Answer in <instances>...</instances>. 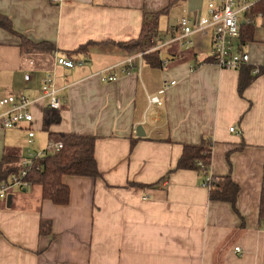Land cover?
<instances>
[{
    "label": "crops",
    "instance_id": "0c3cea01",
    "mask_svg": "<svg viewBox=\"0 0 264 264\" xmlns=\"http://www.w3.org/2000/svg\"><path fill=\"white\" fill-rule=\"evenodd\" d=\"M205 1L0 0V16L13 30L0 26V98L27 96L34 118L0 127V162L11 154L21 160L40 154L48 132L81 134L96 138L100 174L63 177L65 206L42 199L39 186L12 188L0 200V264H264V72L240 97L239 71L210 62L208 39L195 35L187 50L162 45L179 18L205 16ZM156 14L152 51L171 59L154 67L144 58L152 51L116 44L138 39L144 18ZM170 14L177 16L175 25L159 27ZM248 18L242 17L240 30L251 26L252 40L241 45L239 39L238 47L251 67L263 68L264 15ZM22 40L49 44L54 53L27 56ZM86 44L87 54L73 57L82 66H55L57 56ZM128 59L135 66L123 72ZM47 70H53L61 120L45 132L41 84ZM111 73L116 80H101ZM163 82L174 84L164 88ZM152 97L160 104H151ZM202 138L212 141L209 175H230L239 188L235 210L209 200L198 172L175 170L183 146ZM42 221L51 223L49 235H40Z\"/></svg>",
    "mask_w": 264,
    "mask_h": 264
},
{
    "label": "trees",
    "instance_id": "16d2710c",
    "mask_svg": "<svg viewBox=\"0 0 264 264\" xmlns=\"http://www.w3.org/2000/svg\"><path fill=\"white\" fill-rule=\"evenodd\" d=\"M177 1L178 0H169V4L172 5ZM255 14L264 15V0H260L254 5L248 17L251 18L252 15ZM158 16L159 14H156L152 17L144 18L142 30L138 39L116 45L129 52L134 50L144 52L147 51V48H152L154 44L150 43V36H154L156 33ZM0 26L13 32L10 23L1 16ZM250 28L251 26L249 25H242L239 38L241 45L252 40ZM89 45L90 44L81 46L75 51L67 53L65 56L72 60L74 59L73 57L78 56V54L85 56ZM21 46L22 52L27 56L38 54V52L54 53L52 46L49 44L35 45L22 40ZM144 58L154 67L162 61L159 50L149 52ZM210 62L213 63L211 58ZM238 71L237 92L241 97L243 91L251 85L259 75L263 74L264 68H261L258 74L252 73L253 67L250 65L243 66ZM60 120L59 110H53L46 106L43 111L42 130L48 132V129L53 125L59 124ZM48 136L50 142H60L62 144V149L58 152L46 151L43 155L32 158L30 166L25 168L27 171L25 179L31 186L36 185L40 187L42 199L48 200L54 205L65 206L69 202V188L62 183L63 177L98 178L100 175L94 159V142L96 138L89 135L53 134L50 132H48ZM132 144L134 143L132 142ZM211 152L212 141L205 138H202L198 145H184L175 170H194L203 176L204 181L205 177L209 175ZM21 162V157L17 154L3 156L0 162V184L7 183L11 177L19 175L20 172L24 170L21 166ZM144 187H153V185ZM207 190L210 201L229 203L233 210H235L239 188L232 181L230 175L222 178H213ZM259 224L260 228L264 230V189L260 194ZM50 228V222H40V235H49L51 231Z\"/></svg>",
    "mask_w": 264,
    "mask_h": 264
},
{
    "label": "built area",
    "instance_id": "2783aa9c",
    "mask_svg": "<svg viewBox=\"0 0 264 264\" xmlns=\"http://www.w3.org/2000/svg\"><path fill=\"white\" fill-rule=\"evenodd\" d=\"M51 3H59L60 0H50ZM260 0H206L205 16L198 17L196 15H185L179 18L176 26L172 30V36L169 41H163L162 45L176 43L183 49H189L193 46V37L200 35L209 40L210 57L213 64L223 70H239L241 67L249 65V56L246 52L240 50L238 41L240 37V26L242 17L245 21L249 18V14L254 5ZM55 66L65 69H72L75 66H82L83 61H74L64 56H57ZM32 64V62H30ZM132 59H128L127 66L123 68V72H128L134 67ZM264 68V65H263ZM261 67H253V74H258ZM24 80H29V75L24 76ZM101 80L111 82L116 80V75L111 73L106 76L102 75ZM174 82H163V87L167 88ZM41 97L45 100V105L53 110L61 109V100L54 84L53 70L44 72L41 84ZM151 104H160L157 97L149 98ZM33 100L25 95L5 96L0 98V127L14 128L22 123L32 124L34 118L32 113ZM235 129L231 128L230 132ZM28 143H32L34 136L33 129L28 130ZM62 149L60 142H49L46 149L40 154H30L26 156L21 166L24 168L19 175L11 177L7 183L0 184V200L3 199L12 188L26 189L31 184L25 179L27 171L25 168L30 166L31 159L43 155L46 151L58 152ZM200 165V164H199ZM201 166V165H200ZM213 177L207 175L202 186L208 188ZM239 252L238 248L234 249Z\"/></svg>",
    "mask_w": 264,
    "mask_h": 264
},
{
    "label": "rangeland",
    "instance_id": "374dc122",
    "mask_svg": "<svg viewBox=\"0 0 264 264\" xmlns=\"http://www.w3.org/2000/svg\"><path fill=\"white\" fill-rule=\"evenodd\" d=\"M173 13V10L172 12ZM176 17L177 16H172V14L170 15H165L163 18L160 19L159 22V27L165 28V27H170V26H174L175 22H176ZM154 36H150V43L154 44L153 41L151 39H153ZM155 47V45H154ZM146 50V49H145ZM147 50L152 51V48H147ZM166 51H168V49H166Z\"/></svg>",
    "mask_w": 264,
    "mask_h": 264
},
{
    "label": "water",
    "instance_id": "95a60500",
    "mask_svg": "<svg viewBox=\"0 0 264 264\" xmlns=\"http://www.w3.org/2000/svg\"><path fill=\"white\" fill-rule=\"evenodd\" d=\"M161 58L163 59V60H169V59H171L170 58V56H168L167 54H163L162 56H161ZM136 135L137 136H142L143 135V132H142V128L139 126V127H137V129H136ZM9 202V197L7 198V203Z\"/></svg>",
    "mask_w": 264,
    "mask_h": 264
}]
</instances>
